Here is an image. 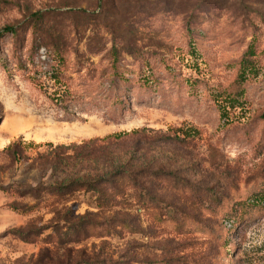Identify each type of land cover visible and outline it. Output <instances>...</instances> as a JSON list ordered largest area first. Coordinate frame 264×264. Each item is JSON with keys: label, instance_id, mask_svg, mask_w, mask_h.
Wrapping results in <instances>:
<instances>
[{"label": "rangeland", "instance_id": "1", "mask_svg": "<svg viewBox=\"0 0 264 264\" xmlns=\"http://www.w3.org/2000/svg\"><path fill=\"white\" fill-rule=\"evenodd\" d=\"M0 208V264H264V0H0Z\"/></svg>", "mask_w": 264, "mask_h": 264}, {"label": "trees", "instance_id": "2", "mask_svg": "<svg viewBox=\"0 0 264 264\" xmlns=\"http://www.w3.org/2000/svg\"><path fill=\"white\" fill-rule=\"evenodd\" d=\"M34 18H35L34 19L35 28L33 30L38 35L39 39L45 43L46 47H48L50 44L46 42V33H48V29H47V23L44 22L45 14L41 12L36 13L34 15ZM67 180H65L64 183H66ZM80 180H82V178L77 179V180H72L71 182L69 181V185H71L72 188L74 189L83 188V189H87L88 191L99 194V197H98L99 207H104V206L107 207L109 204H113L112 199L107 200L101 196L102 191L100 190V188L96 186L97 185L96 182L93 183V182H86V181H80ZM65 187H66L65 185L59 186V188L57 189V192L55 193V195H57L56 197H61L63 195H66L67 193H70L69 191H67ZM24 239H26L25 236H24Z\"/></svg>", "mask_w": 264, "mask_h": 264}, {"label": "built area", "instance_id": "3", "mask_svg": "<svg viewBox=\"0 0 264 264\" xmlns=\"http://www.w3.org/2000/svg\"><path fill=\"white\" fill-rule=\"evenodd\" d=\"M1 213H2V209L0 208V215H1Z\"/></svg>", "mask_w": 264, "mask_h": 264}]
</instances>
